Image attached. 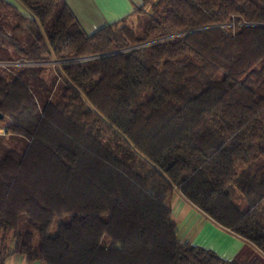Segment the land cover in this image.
Returning <instances> with one entry per match:
<instances>
[{"label": "trees", "instance_id": "1", "mask_svg": "<svg viewBox=\"0 0 264 264\" xmlns=\"http://www.w3.org/2000/svg\"><path fill=\"white\" fill-rule=\"evenodd\" d=\"M13 1L0 264H264V0H143L139 32L125 17L91 34L63 0ZM176 194L243 248L180 241Z\"/></svg>", "mask_w": 264, "mask_h": 264}, {"label": "crops", "instance_id": "2", "mask_svg": "<svg viewBox=\"0 0 264 264\" xmlns=\"http://www.w3.org/2000/svg\"><path fill=\"white\" fill-rule=\"evenodd\" d=\"M13 3L12 0H9ZM87 34L130 16L143 0H63ZM15 4V3H13ZM171 217L177 227L180 241L210 249L221 258H233L244 242L220 229L195 207L176 194L170 203ZM5 264H44L29 262L24 255L11 254Z\"/></svg>", "mask_w": 264, "mask_h": 264}, {"label": "rangeland", "instance_id": "3", "mask_svg": "<svg viewBox=\"0 0 264 264\" xmlns=\"http://www.w3.org/2000/svg\"><path fill=\"white\" fill-rule=\"evenodd\" d=\"M13 1V0H12ZM13 3H15L13 1ZM147 19L146 15H141L139 12H134L132 13L130 16H128L124 23L125 25H127L128 27L136 30V31H140L145 20ZM4 63H2L3 65ZM53 63L50 64H46L45 65V72H44V77L47 81H51L52 78L55 76V70L54 67L52 65ZM62 81H60V79H57V81H55L54 85H53V89H54V96L52 97V100H55L58 96L59 93H61V85ZM2 125V123L0 122V126ZM69 217H63L64 220L68 219ZM58 222V220L56 221V223ZM11 244V242H10Z\"/></svg>", "mask_w": 264, "mask_h": 264}, {"label": "built area", "instance_id": "4", "mask_svg": "<svg viewBox=\"0 0 264 264\" xmlns=\"http://www.w3.org/2000/svg\"><path fill=\"white\" fill-rule=\"evenodd\" d=\"M25 64H36V63H15L14 65H25Z\"/></svg>", "mask_w": 264, "mask_h": 264}, {"label": "water", "instance_id": "5", "mask_svg": "<svg viewBox=\"0 0 264 264\" xmlns=\"http://www.w3.org/2000/svg\"><path fill=\"white\" fill-rule=\"evenodd\" d=\"M3 118V115L0 113V119H2Z\"/></svg>", "mask_w": 264, "mask_h": 264}]
</instances>
